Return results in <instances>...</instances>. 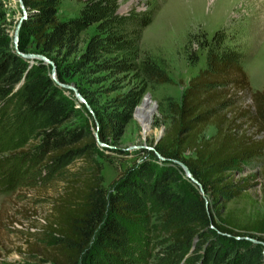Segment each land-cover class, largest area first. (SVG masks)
Wrapping results in <instances>:
<instances>
[{"label": "trees", "instance_id": "obj_1", "mask_svg": "<svg viewBox=\"0 0 264 264\" xmlns=\"http://www.w3.org/2000/svg\"><path fill=\"white\" fill-rule=\"evenodd\" d=\"M117 1L86 0L79 16L60 20V0H23L27 18L20 48L24 51L31 39L42 53L68 49L72 54L80 33L96 25L75 65L78 70L134 74L143 84L171 82L153 61L140 58L142 33L155 11L119 14ZM6 31L0 26V99L6 103L15 97L18 115L39 129L35 158L44 162L43 168L57 171L81 159L78 176L52 198L47 228L56 244L48 260L137 264L138 235L149 234L155 217L169 233L162 262L264 264V217L244 220L228 208L259 184L261 173L237 175L262 166L264 160V89L253 90L250 84L244 69L246 49L227 44L223 30L202 44L205 66L189 80L182 102L171 103L172 121L155 152L148 151L149 158L130 167L108 189L101 184L96 160L108 146L100 142L123 134L140 90L117 97V109L106 111L97 124L75 123V104L47 65H31L16 53ZM66 74L68 68L60 69L59 79L65 82ZM245 95L251 103H244ZM209 125L216 127V134L206 138ZM174 159L186 163L199 183Z\"/></svg>", "mask_w": 264, "mask_h": 264}, {"label": "rangeland", "instance_id": "obj_2", "mask_svg": "<svg viewBox=\"0 0 264 264\" xmlns=\"http://www.w3.org/2000/svg\"><path fill=\"white\" fill-rule=\"evenodd\" d=\"M85 1L60 0V20L79 16ZM117 2L119 14H126L132 9L138 12L155 11L153 21L142 33L140 58L153 61L169 76L171 82L146 81L143 84L134 74H110L108 71L94 73L86 67L78 70L75 65L96 33V25L80 33L78 48L72 54H69L68 49L42 53L31 39L24 51L20 48L24 53L43 54L54 62L58 81L71 86L62 89L75 104V123L97 124L106 111L117 109V97L130 90H140L139 103L132 111V118L124 126L123 134L117 139L111 138L109 143L100 142L101 146H108L102 155L96 156L101 169V184L108 189L130 167L149 158L148 151L155 152L158 140L172 121L171 103L182 102L189 80L205 66L206 48L202 44L210 41L217 30L225 31L227 44L248 51L244 69L250 84L253 90L255 84L258 90L264 89V0ZM22 15L23 9L18 0H0V26L7 28L14 51L15 28ZM27 60L31 65L40 62L38 59ZM45 64L52 77V65ZM66 68L69 74H66V81L63 82L59 79L58 71ZM97 77H101V80H96ZM77 94L85 101H80ZM147 94L151 98L146 100H152L155 108L149 119L150 131L145 133L136 109L143 107ZM243 101L251 103L249 95H245ZM19 109L15 97L6 103L0 99V264H53V260L48 258L56 244V236L47 228L52 198L68 180L78 176L81 159L77 157L57 171L43 168L44 162L35 158L34 145L38 142L39 129L22 120L18 115ZM215 134L214 125H209L204 132L206 138ZM263 169L264 160L262 166L237 175L246 177L261 173L257 177L258 185L228 203V208L244 220L264 217ZM168 234L167 227L155 217L152 218L149 234L138 235L135 251L138 255L137 264H168L161 259L162 249L169 242ZM181 264L190 263L183 260Z\"/></svg>", "mask_w": 264, "mask_h": 264}, {"label": "water", "instance_id": "obj_3", "mask_svg": "<svg viewBox=\"0 0 264 264\" xmlns=\"http://www.w3.org/2000/svg\"><path fill=\"white\" fill-rule=\"evenodd\" d=\"M20 5H21V8L23 9V15L21 16V18L19 19V22L17 23L16 25V28H15V35H14V40H13V43H14V46H15V52L20 54L23 58H25L26 60L27 59H38L40 61H43L44 63H49L50 65H52V78L55 79V81H57V83L61 86V87H67V88H71L70 85H67V84H62L61 82L58 81L57 79V75H56V66L54 64V62L48 58L47 56L43 55V54H36V53H24L20 50V47H19V41H20V31H21V27L24 23V21L26 20L27 18V10L25 8V5L23 3V0H18ZM78 96V99L80 101H85V99L77 94ZM147 98H151L150 97V94H147L146 95V98L144 99V102ZM139 108H137L136 110L138 111ZM103 144V143H102ZM158 156L161 158V159H164L159 153H157ZM174 162L179 164L185 171L186 175L188 177H190L195 183H199L198 180L192 175V172L190 170V168L188 167V165L186 163H184L183 161L181 160H178V159H174ZM201 186V185H200ZM202 187V186H201ZM203 191V190H202ZM204 192V191H203Z\"/></svg>", "mask_w": 264, "mask_h": 264}, {"label": "bare ground", "instance_id": "obj_4", "mask_svg": "<svg viewBox=\"0 0 264 264\" xmlns=\"http://www.w3.org/2000/svg\"><path fill=\"white\" fill-rule=\"evenodd\" d=\"M154 108H155V104H153L152 100H146L143 107L139 108L137 111L139 112L138 115L140 116L141 121L143 123L145 133L150 131L149 119L153 115Z\"/></svg>", "mask_w": 264, "mask_h": 264}, {"label": "crops", "instance_id": "obj_5", "mask_svg": "<svg viewBox=\"0 0 264 264\" xmlns=\"http://www.w3.org/2000/svg\"><path fill=\"white\" fill-rule=\"evenodd\" d=\"M261 84V83H260ZM261 86V85H260ZM254 90H258L257 88H256V84H255V89ZM259 90H262V88H260Z\"/></svg>", "mask_w": 264, "mask_h": 264}]
</instances>
